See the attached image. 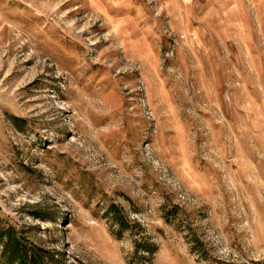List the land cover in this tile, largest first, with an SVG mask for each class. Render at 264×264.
<instances>
[{
  "label": "rangeland",
  "instance_id": "rangeland-1",
  "mask_svg": "<svg viewBox=\"0 0 264 264\" xmlns=\"http://www.w3.org/2000/svg\"><path fill=\"white\" fill-rule=\"evenodd\" d=\"M0 220L60 264H264V0H0Z\"/></svg>",
  "mask_w": 264,
  "mask_h": 264
},
{
  "label": "trees",
  "instance_id": "trees-1",
  "mask_svg": "<svg viewBox=\"0 0 264 264\" xmlns=\"http://www.w3.org/2000/svg\"><path fill=\"white\" fill-rule=\"evenodd\" d=\"M108 214L115 215L116 221L125 227L124 221L117 217L114 206ZM58 257L59 254L29 242L16 227L3 226L0 220V264H60Z\"/></svg>",
  "mask_w": 264,
  "mask_h": 264
}]
</instances>
